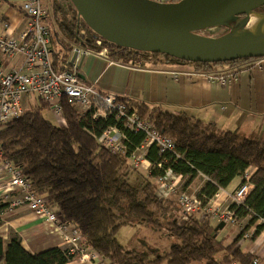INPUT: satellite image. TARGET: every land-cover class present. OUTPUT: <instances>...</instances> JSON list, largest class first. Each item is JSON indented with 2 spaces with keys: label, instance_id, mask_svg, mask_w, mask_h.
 Wrapping results in <instances>:
<instances>
[{
  "label": "trees",
  "instance_id": "1",
  "mask_svg": "<svg viewBox=\"0 0 264 264\" xmlns=\"http://www.w3.org/2000/svg\"><path fill=\"white\" fill-rule=\"evenodd\" d=\"M55 9L61 17L55 19V28L49 22L48 25L52 65L57 70L71 67L67 59L74 46L92 51L105 48L109 58L125 63L149 66L185 63L200 72L232 67L250 59L193 63L119 47L92 31L70 3L66 9L61 5ZM258 11L264 12V6ZM121 99L129 111L147 119L174 143L172 151L162 154L156 146L149 147L146 157L151 167L146 173L128 162L142 141L141 133L124 129L113 117H93L91 111L81 112L66 101L61 105L63 126L44 116L45 108H50L44 101L45 107L38 104L25 109L2 124L3 156L21 171L32 190L46 199L59 221L79 233L80 239L109 264H253L255 256L242 250L238 243L251 228L254 230L250 238L264 230V138L246 137L236 130H219L181 110L150 108L141 101ZM115 125L127 137L124 151L103 146V132ZM251 166L255 171L247 180L245 173ZM170 174L182 176L183 189L202 177L197 195L203 206L235 177H240L241 183L251 184L245 201L229 206L236 218L235 225L245 222L227 245L222 238L212 235L215 225L207 215L177 220L172 212L179 203L160 198L154 182L157 177L167 178ZM6 207V203L0 204V217ZM139 224L164 230L175 242L162 252L148 246L126 247L117 238L118 230ZM73 257L68 247L53 246L30 253L18 234H11L6 243L0 237L3 264H66Z\"/></svg>",
  "mask_w": 264,
  "mask_h": 264
},
{
  "label": "crops",
  "instance_id": "2",
  "mask_svg": "<svg viewBox=\"0 0 264 264\" xmlns=\"http://www.w3.org/2000/svg\"><path fill=\"white\" fill-rule=\"evenodd\" d=\"M22 1L0 0V35L8 32L17 36L25 30L27 19L20 10ZM77 58V73L82 75L81 80L100 91L141 101L150 108L159 106L170 111L181 110L205 124H213L219 130H236L246 137L264 138V58L261 61L256 59L237 63L238 77L229 85L212 82L205 73L185 63L161 66L125 63L94 51L79 53ZM21 61L20 55L8 58L0 53V68L4 70L17 67ZM222 70L225 68L214 71ZM29 98L24 97L23 102ZM47 111L52 112L51 108ZM56 116L63 120L57 124L65 125L62 113ZM254 171L255 168L251 166L246 175ZM3 177H0V186L6 183ZM240 183V177L233 178L225 188L217 191L210 202L221 207L227 206L228 197ZM253 230L251 228L249 232ZM237 231L224 225L218 230L217 236L228 244ZM59 232L53 226L45 225L25 206L5 210L2 214L0 237L6 243L11 234H18L22 245L30 253L53 246L68 247L69 243L65 239L68 234ZM238 245L242 250L254 254L258 259L257 264H264V230L254 238L241 239ZM0 264L3 262L0 261ZM66 264H96V261L91 260L89 251H81ZM101 264L109 262L104 260Z\"/></svg>",
  "mask_w": 264,
  "mask_h": 264
},
{
  "label": "built area",
  "instance_id": "3",
  "mask_svg": "<svg viewBox=\"0 0 264 264\" xmlns=\"http://www.w3.org/2000/svg\"><path fill=\"white\" fill-rule=\"evenodd\" d=\"M20 10L27 19L25 30L17 36L8 32L0 35V53L8 58L17 55L22 57V61L17 67L9 70L0 68V126L23 113L22 100L24 97L41 99L56 114H61V105L63 101H66L81 112L91 111L93 117H113L116 122L122 123L124 129L141 133L143 136L142 141L130 154L129 158L131 160H147L146 154L151 145L157 147L159 154L174 149V143L169 137L162 135L147 119L142 118L134 111H129L120 96L113 92L100 91L78 77L77 55L92 50L74 46L72 52L77 55L71 67L62 70L53 67L49 25L46 21L48 11L43 4V0H23ZM5 26L8 27L6 24ZM96 43L100 44V40H97ZM94 52L108 54L105 48ZM262 58L264 57L250 58L249 60L257 59L261 61ZM67 61L69 63V58ZM223 68L225 70L219 72L203 73L212 82L229 85L237 79L239 67L235 64L232 67L225 66ZM126 140V135L116 125L106 129L102 135L103 145L110 147L112 151H124V141ZM141 151H143L142 155ZM0 172H4L7 178L6 183L0 186V191L3 194L15 189L23 194L21 199H15L10 203L12 208L25 206L31 209L38 219L51 225L56 224L59 228L65 227L59 221L57 213L47 205L45 198L36 194L21 171L3 156L1 144ZM241 184L231 196L233 203H243L252 187L249 182ZM176 185L172 182L168 191L171 188L174 189ZM179 197V205L183 211L182 218H188L195 209L202 206V201L196 194L181 191ZM227 214L228 218L227 215L222 214L218 220L235 224L236 218L233 212L230 210ZM71 236L68 235L65 239L70 243L68 246L69 252L73 253L75 252L74 249H77V241L80 240V237L77 236L74 229L71 231ZM248 236L249 232L247 231L243 237L247 238ZM256 263L257 261L254 259L253 264Z\"/></svg>",
  "mask_w": 264,
  "mask_h": 264
},
{
  "label": "water",
  "instance_id": "4",
  "mask_svg": "<svg viewBox=\"0 0 264 264\" xmlns=\"http://www.w3.org/2000/svg\"><path fill=\"white\" fill-rule=\"evenodd\" d=\"M85 24L105 41L137 51L165 54L183 62L221 63L264 57V36L238 33L236 23L264 0H69ZM225 26L207 36L200 31ZM76 53L71 56L72 65ZM82 79V75L78 73ZM219 221L212 235L223 228Z\"/></svg>",
  "mask_w": 264,
  "mask_h": 264
},
{
  "label": "rangeland",
  "instance_id": "5",
  "mask_svg": "<svg viewBox=\"0 0 264 264\" xmlns=\"http://www.w3.org/2000/svg\"><path fill=\"white\" fill-rule=\"evenodd\" d=\"M68 3L71 4V2L69 0H43V4H44L45 8L48 11V17H47L46 21L49 22L50 25L53 28L56 27L55 19H60V17H61L60 13L55 9L56 6L61 5L62 9H66L67 6H68ZM242 17H243V15L240 16L239 20L236 23H233V26H235V24H237V23L239 24L240 21L242 20ZM228 31H230V28H227L225 26H220V27H212V28L204 29V30L200 31V33L203 34V35H207V36H219V35H221V34H223L225 32H228ZM23 100H24V98H23ZM23 100H22V105L25 104V106L23 105V107H25L26 109L32 108V107H34L35 105H38V104H40L43 107H45V105L42 103L43 101H41L39 98L30 97L29 100L27 99L24 102H23ZM25 108H24V110H25ZM47 110L48 109L45 108V110L43 111V114L48 119H50V120H52L53 122H56V123L63 121L62 118H60L59 116H56V113L54 111H52L54 113L53 114L52 112H48ZM161 134L164 135L163 133H161ZM164 136H166V135H164ZM126 139H127V137H126ZM124 145H125V143H124ZM103 146L106 147V148L111 149L110 147H108L106 145H103ZM116 152H120V151H116ZM142 154H143V151H141V155ZM128 162H129L130 165L133 164L134 166H136V167H134L132 165V167H134L135 169H138L139 171H141L143 173H146L147 170H149V168L151 167V162L148 159L145 160V161H142V160L134 161V160H131V158H128ZM157 166H159V167L161 166L162 167L161 163H158ZM0 173H1L0 177L4 176L3 177L5 179L4 181H7L6 178H5L6 174L4 172H0ZM245 174H247V173H245ZM245 177L248 180L250 175H245ZM155 181H156L157 195L160 198H162V199H171V200L176 201L178 203L180 202L179 193L181 191H187V192H189L191 194H196L197 195L200 187L203 184V178L199 177V178L195 179L193 181V183H191V185H189L186 189H183L182 185H183L184 179L179 174L178 175L177 174H170V175L167 176V178L164 177V176H159V177H157L154 180V182ZM172 182L177 184V185L174 187V189L171 188L168 191V189H169L170 185L172 184ZM240 185H242V184H239L238 187ZM233 193H234V191H233ZM233 193L230 195V197H228L229 200H227V201H229V202H228L227 206L224 207V205H222V207H221L219 205H216V203L210 202V200L215 196L214 195L208 201L207 205H204V206L202 205L199 209H195V211L190 216L202 218L205 215H207L208 218H210V220L212 221V223H214V225L216 226L217 223H219V221H221V220H218L220 215H222V214H224L225 216L227 215V218H228V214L227 213H228V211H230V209H229L230 204L233 203L232 198H231ZM22 197H23V194L17 189L9 191V192H7L5 194L2 193L0 195V204H5L6 203V205H7V207L5 208L6 211L10 210V209H14V208H12L10 206V203L12 201H14L15 199H21ZM28 210L31 211V209H28ZM4 211L2 212V214L4 213ZM182 212H183L182 208L179 205V207L178 206L175 207V210L172 213L174 215H176L177 216V220L180 221L182 219ZM223 219H225V218H223ZM0 221H2V215L0 217ZM262 222H264V221L262 220ZM44 224L47 225V226L51 225V224H49L46 221L44 222ZM224 225H229L234 230L235 229H236V231L238 230L236 232V234L243 227L242 223L237 226V225L232 224L231 222H227V221L226 222L224 221ZM51 226H53L54 229L55 228L58 229L60 231L59 233H64L65 232V234H68L69 237H72L71 236L72 227H69L66 224H64L65 227H62V228L57 227L56 224H52ZM248 232H249V230H248ZM215 233L217 235L218 231L215 232ZM236 234H235V236H236ZM250 235H251V231L249 232V236L248 237H250ZM77 236H79V233H77ZM235 236H233V237H235ZM233 237H231V239ZM117 238L123 245H125L128 248H132V247L137 248L136 246H138V248H142V247L147 248L146 246H148V248L149 247L156 248L160 252L165 251L166 249H168V247H169V245L171 243L175 242L174 237L170 236L166 231H164V230L157 231V230L152 229L151 227H147V226H145L143 224H139L138 226H122L117 232ZM243 238L244 237H242V239ZM231 239H230V241H231ZM145 243H147V244H145ZM224 245H227V244L224 243ZM76 247H77V249H74L75 252H73V254H74L73 258H75L78 255V253L81 252V251L82 252L86 251V253L89 251L91 260L96 261V264H101V262L104 261V260L107 261L99 253H97L94 249H92L91 246H89L87 243H85L82 239L77 241V246ZM70 253H72V252H70ZM220 256H221V254H220ZM254 259L258 263V259L257 258H254Z\"/></svg>",
  "mask_w": 264,
  "mask_h": 264
},
{
  "label": "bare ground",
  "instance_id": "6",
  "mask_svg": "<svg viewBox=\"0 0 264 264\" xmlns=\"http://www.w3.org/2000/svg\"><path fill=\"white\" fill-rule=\"evenodd\" d=\"M242 26L238 33H248L264 36V14L256 11H249L240 21Z\"/></svg>",
  "mask_w": 264,
  "mask_h": 264
}]
</instances>
